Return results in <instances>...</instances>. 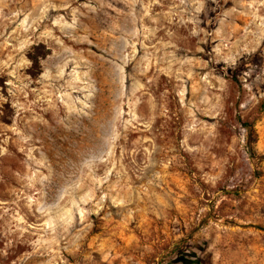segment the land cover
Segmentation results:
<instances>
[{
	"label": "rangeland",
	"instance_id": "1",
	"mask_svg": "<svg viewBox=\"0 0 264 264\" xmlns=\"http://www.w3.org/2000/svg\"><path fill=\"white\" fill-rule=\"evenodd\" d=\"M0 264H264V0H0Z\"/></svg>",
	"mask_w": 264,
	"mask_h": 264
},
{
	"label": "trees",
	"instance_id": "2",
	"mask_svg": "<svg viewBox=\"0 0 264 264\" xmlns=\"http://www.w3.org/2000/svg\"><path fill=\"white\" fill-rule=\"evenodd\" d=\"M34 63L38 67V65H39L38 62H34ZM243 125H244L245 129L247 130L248 134L250 135V137H252L253 136L252 126L250 124H247V123H244Z\"/></svg>",
	"mask_w": 264,
	"mask_h": 264
}]
</instances>
